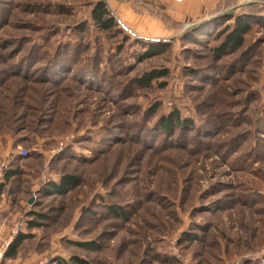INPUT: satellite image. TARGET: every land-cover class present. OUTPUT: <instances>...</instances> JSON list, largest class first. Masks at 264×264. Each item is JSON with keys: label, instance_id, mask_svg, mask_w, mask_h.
Here are the masks:
<instances>
[{"label": "rangeland", "instance_id": "374dc122", "mask_svg": "<svg viewBox=\"0 0 264 264\" xmlns=\"http://www.w3.org/2000/svg\"><path fill=\"white\" fill-rule=\"evenodd\" d=\"M97 1L0 0V248L31 235L0 264H264V25L219 52L228 12L150 38L112 0L119 26L100 30ZM154 69L168 75L138 83ZM173 111L192 126L164 132ZM66 174L80 184L46 192Z\"/></svg>", "mask_w": 264, "mask_h": 264}, {"label": "trees", "instance_id": "16d2710c", "mask_svg": "<svg viewBox=\"0 0 264 264\" xmlns=\"http://www.w3.org/2000/svg\"><path fill=\"white\" fill-rule=\"evenodd\" d=\"M264 12V5H258L251 3L247 5L246 7H242L240 11H231L228 12L231 14L227 20L233 18V23L230 25V27L227 29L228 34L225 38L224 43L218 48L219 52L225 51V49L228 52H235L240 50L245 41H246V36L252 31V26L253 24H262L264 25V15L262 13ZM216 18L221 17V15H216ZM215 17L212 18V20H215ZM91 19L97 27H99L100 30L104 32H109L113 30L114 28L118 27V19L114 15V13L109 9L107 3L105 0H98L95 5L93 6L91 10ZM210 20V19H209ZM205 22L207 23V21ZM204 23L200 22L199 24ZM198 24V25H199ZM208 27V26H207ZM206 27V28H207ZM213 26H209L207 29H212ZM206 30L205 33L209 32ZM161 41V40H158ZM163 49L161 47H156L153 46L149 48L147 52H145L143 59L146 58H151L154 57L161 52H163ZM249 53V51H248ZM141 59V60H143ZM168 71L167 70H157L154 69L148 73H146L144 76H142L139 80V84H150L153 80L161 78L163 76H167ZM192 126V121L190 120H183L181 113L179 111H173L171 112L168 116H164L161 118L160 122V128L166 133L171 132L172 128L175 126L181 127L184 125V123ZM19 173L18 169L17 171H7L5 173V183L6 180L8 181L11 177L16 176ZM80 184V178L75 175L71 174H66L63 175L59 181H50V189H46V192H54L55 194H64L68 192L70 189L78 186ZM4 183L1 185V189H3ZM100 207H103L107 209L108 211L111 212L112 215L114 216H123L124 214L120 211L119 207L116 206L115 204H106V203H100ZM34 215H36L40 219H46V217L42 214H38L36 212H33ZM38 221L35 220H29L28 222V227L29 228H35L38 226H42L43 224L37 223ZM191 236V237H190ZM30 234H24V233H19L11 243L9 244L8 248L6 249L4 253V258L6 259H14L17 257L20 248L24 241L28 238H30ZM186 238L190 241L197 239V235L192 234V235H187ZM74 245L78 246L80 249L84 251H94V250H101L102 249V244L97 241V240H87V241H74ZM153 254L162 259L164 262H171V261H176L174 258L169 257L166 253H163L158 250V248L154 249L153 248ZM55 264H86L87 261L83 260L77 256H73L71 258V261H67L61 257H58L55 259Z\"/></svg>", "mask_w": 264, "mask_h": 264}, {"label": "crops", "instance_id": "0c3cea01", "mask_svg": "<svg viewBox=\"0 0 264 264\" xmlns=\"http://www.w3.org/2000/svg\"><path fill=\"white\" fill-rule=\"evenodd\" d=\"M112 2L119 21L127 25L132 32L149 35L150 38H158L159 34L177 31V28L187 20L203 22L211 19L209 17L212 14L240 11L242 7L251 4L244 0H112ZM254 4L262 5L257 2ZM2 206L3 204H0L2 208L0 212L4 208ZM1 221L2 227L5 226L6 224Z\"/></svg>", "mask_w": 264, "mask_h": 264}, {"label": "built area", "instance_id": "2783aa9c", "mask_svg": "<svg viewBox=\"0 0 264 264\" xmlns=\"http://www.w3.org/2000/svg\"><path fill=\"white\" fill-rule=\"evenodd\" d=\"M245 2H247V3H255V2H257V3H261V4H264V1H262V0H244ZM26 152V151H25ZM24 152V153H25ZM21 154H22V152H21ZM26 154V153H25ZM25 154H23V155H25ZM7 243V242H6ZM8 244V243H7ZM3 254H4V251H3V247L2 248H0V258H2L3 257ZM44 262L45 261H40L38 264H44Z\"/></svg>", "mask_w": 264, "mask_h": 264}, {"label": "water", "instance_id": "95a60500", "mask_svg": "<svg viewBox=\"0 0 264 264\" xmlns=\"http://www.w3.org/2000/svg\"><path fill=\"white\" fill-rule=\"evenodd\" d=\"M200 22H202V21H200ZM33 201V199H31V201L30 202H32Z\"/></svg>", "mask_w": 264, "mask_h": 264}]
</instances>
